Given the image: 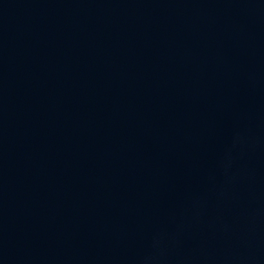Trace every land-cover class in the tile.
Instances as JSON below:
<instances>
[{
	"label": "water",
	"instance_id": "obj_1",
	"mask_svg": "<svg viewBox=\"0 0 264 264\" xmlns=\"http://www.w3.org/2000/svg\"><path fill=\"white\" fill-rule=\"evenodd\" d=\"M150 0H0V264H156Z\"/></svg>",
	"mask_w": 264,
	"mask_h": 264
}]
</instances>
